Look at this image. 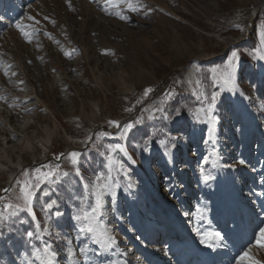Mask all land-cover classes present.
<instances>
[{
    "label": "rangeland",
    "instance_id": "1",
    "mask_svg": "<svg viewBox=\"0 0 264 264\" xmlns=\"http://www.w3.org/2000/svg\"><path fill=\"white\" fill-rule=\"evenodd\" d=\"M113 3L117 6L105 0H0V158L9 154L12 159V164L0 161V197L23 207L18 181H24L25 171L59 164L61 172L69 173L35 190L32 205L50 234L46 240L39 230L43 248L32 245L40 234L27 211L0 219L6 231L0 264H41L44 259L111 264L115 255L155 264L125 229L168 263L199 264L188 250L189 234L202 237L207 226L220 235L213 264H247L240 257L249 249L264 264V248L256 246L264 228V140L235 99L264 129V0H133L138 11L123 0ZM232 52L240 59L232 85L223 87L211 69L224 70ZM148 88L153 91L145 98ZM169 92L172 97L165 99ZM188 93L202 105L189 104ZM138 119L123 136L134 150L128 149L134 159L128 169L121 153L109 146L123 144V125ZM110 121L121 125L117 134L98 140L97 134L113 127ZM148 124L149 136L143 130ZM158 131L168 138L158 139ZM71 152L80 153L75 166ZM217 157L234 185L233 200L213 178ZM106 161L117 165L118 176L124 173L138 204L127 208L121 197L113 213L105 192L96 220L99 235L81 233L80 223L69 221L72 212L64 221H49L53 211L48 212L44 193L53 190L63 210L70 207L78 215L95 206L97 183L118 188L110 172L106 175ZM98 176L104 179L98 182ZM151 181L154 192H148ZM180 216L183 224L176 221ZM27 232L35 235L29 238ZM106 232L122 238L121 255L107 249L93 256L96 247L90 243L104 246ZM46 246L54 257L44 252Z\"/></svg>",
    "mask_w": 264,
    "mask_h": 264
},
{
    "label": "snow or ice",
    "instance_id": "2",
    "mask_svg": "<svg viewBox=\"0 0 264 264\" xmlns=\"http://www.w3.org/2000/svg\"><path fill=\"white\" fill-rule=\"evenodd\" d=\"M123 2L127 3L129 10L131 11H138L139 7L135 6L133 4V0H123ZM105 3L112 5L113 7H116L117 5L113 3V0H105ZM3 17H0V20H2ZM28 19H33V17H28ZM47 19V17H46ZM121 19H124L123 16H121ZM15 27L21 31V33L28 38L29 33L24 31L25 26L17 22ZM240 57L239 54L236 52H232L231 57L229 58V62L227 67L224 70H217L215 68L211 69L213 80L220 83L223 87H228L232 85L233 83V76L235 73L236 69V64L239 61ZM261 59H264V57H261ZM10 67V66H8ZM198 71V69H197ZM7 74V73H5ZM199 83V81H197ZM153 89L148 88L144 91L143 95L146 98ZM173 93L169 92L165 94V99H170L172 97ZM217 98V94H213L212 96V101L214 102ZM141 101H137V103H140ZM132 109H127V111H131ZM180 113H177V116L179 117ZM141 121L138 119L134 123H127L123 125V133L121 134L122 136L127 135L129 131L133 129L135 124H139ZM113 127L120 128L121 125L117 121H110L109 122ZM111 133L108 132H101L97 134V139L99 140L101 137L104 136H110ZM91 139V137H89ZM109 150L112 152L115 151H120L122 152L125 156L128 155L126 148H124L120 144L116 145H110ZM79 157L80 153L78 152H71L69 153V158L72 163V165H77L79 162ZM59 159V157L57 158ZM243 163V161H241ZM63 175L67 176L69 173L67 172H61L60 165L57 164L55 166L52 165H43L42 167L35 168L32 170L31 173L25 171L24 172V181L20 183V193L21 196L19 197L23 201V207H21L20 204H13L10 202H7L4 197H0V202H3V208L0 209V219L4 218L5 213L9 216L15 215L18 211H27L29 214L33 215V219H35L34 214L32 212V202L33 198L35 196V190L40 187L41 184L43 183H48L54 181L55 178L58 176ZM76 175H80V170L79 168H76ZM104 178L102 176L97 177V181H102ZM209 179V177H205V180ZM108 185L106 183H97L96 185V190H95V206L92 208L91 212L84 211L81 209L80 213L74 217L76 221L80 223V228L79 231L81 233H90V234H97L99 235V230L96 225V220H97V214L100 211L101 205H102V198L105 194V192L108 190ZM5 192H8V189H4ZM56 204V201H52L47 205V209L51 210L53 206ZM59 215V213H57ZM37 231L40 230V225L37 223L36 225ZM46 232L47 229H44ZM35 235L33 232H27V236L29 238H32ZM215 235H219L218 233ZM39 238V237H37ZM109 243H115L114 238L109 237ZM256 246L264 248V228L260 229V232L258 234L257 240H256ZM251 250L249 249V252ZM44 252L49 256V257H54L56 255L55 252H50L49 251V246H46L44 249ZM249 252H245L241 257L240 260L246 261L247 264H262V262L256 260L253 256L249 254ZM71 254V253H70ZM39 258V257H38ZM41 264H46L45 261H42ZM47 264H51V260L47 261Z\"/></svg>",
    "mask_w": 264,
    "mask_h": 264
},
{
    "label": "bare ground",
    "instance_id": "3",
    "mask_svg": "<svg viewBox=\"0 0 264 264\" xmlns=\"http://www.w3.org/2000/svg\"><path fill=\"white\" fill-rule=\"evenodd\" d=\"M48 140V142H50L49 141V139H47ZM29 147L28 148H32V146H31V143L30 142H27L26 143ZM25 147V146H24ZM24 149V148H23ZM3 161V160H5L6 162H8V163H11L12 164V159H11V156L9 155V154H3L2 156H1V158H0V161ZM19 162V161H18ZM17 162V163H18ZM16 165V164H15ZM0 167H2L1 166V162H0ZM209 238V237H208ZM194 247H195V245H194ZM197 253H201L200 251H198ZM203 258L205 257V254L202 256Z\"/></svg>",
    "mask_w": 264,
    "mask_h": 264
},
{
    "label": "trees",
    "instance_id": "4",
    "mask_svg": "<svg viewBox=\"0 0 264 264\" xmlns=\"http://www.w3.org/2000/svg\"><path fill=\"white\" fill-rule=\"evenodd\" d=\"M190 97H191V95H190ZM145 128L143 129L144 131H145V129H146V131H147V133H146V135L147 136H149V124H148V126L146 127V126H144ZM143 128V127H142ZM160 128V127H159ZM158 128V129H159ZM142 130V131H143ZM159 135V136H158ZM163 136H166V134H165V132H160V131H158V133H157V137H163ZM127 142H128V144H129V141L127 140ZM130 145V144H129ZM135 146V145H134ZM126 162H127V160H125ZM93 162H95V159H94V157H93ZM90 195V194H89ZM90 197V196H89ZM31 226H32V228H33V224H32V222H31Z\"/></svg>",
    "mask_w": 264,
    "mask_h": 264
}]
</instances>
